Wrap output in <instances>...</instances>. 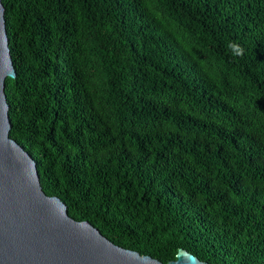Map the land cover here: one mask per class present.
I'll return each mask as SVG.
<instances>
[{"label":"trees","instance_id":"1","mask_svg":"<svg viewBox=\"0 0 264 264\" xmlns=\"http://www.w3.org/2000/svg\"><path fill=\"white\" fill-rule=\"evenodd\" d=\"M1 1L43 192L163 264H264V0Z\"/></svg>","mask_w":264,"mask_h":264},{"label":"water","instance_id":"2","mask_svg":"<svg viewBox=\"0 0 264 264\" xmlns=\"http://www.w3.org/2000/svg\"><path fill=\"white\" fill-rule=\"evenodd\" d=\"M14 78L0 0V264H163L110 242L47 196L29 154L10 137L4 81ZM166 264H208L179 249Z\"/></svg>","mask_w":264,"mask_h":264},{"label":"clouds","instance_id":"3","mask_svg":"<svg viewBox=\"0 0 264 264\" xmlns=\"http://www.w3.org/2000/svg\"><path fill=\"white\" fill-rule=\"evenodd\" d=\"M228 48L232 50L234 55L238 56L243 54V49L235 42H229Z\"/></svg>","mask_w":264,"mask_h":264}]
</instances>
